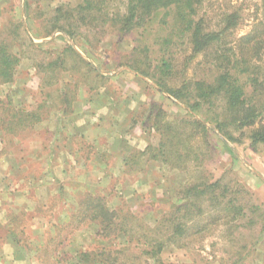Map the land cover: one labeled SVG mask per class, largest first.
<instances>
[{"label":"trees","instance_id":"16d2710c","mask_svg":"<svg viewBox=\"0 0 264 264\" xmlns=\"http://www.w3.org/2000/svg\"><path fill=\"white\" fill-rule=\"evenodd\" d=\"M206 1L77 0L52 7L49 12L41 9L40 5L33 15L26 11L28 19L37 15L42 19L40 38L63 32L77 43L92 44V47L109 35L117 36L120 41L132 36L153 38L156 43L152 46L158 45L159 49L155 51L148 44L133 47V56H130L127 66L151 79L160 93L166 92L183 102L191 117L170 119L162 106L153 103L144 113L147 114L146 120L152 122L150 128L157 133L158 143L149 144L145 150L136 152L125 161L126 168L134 167L142 158L146 162L159 161L167 170L185 172L188 176L178 191L172 211L164 214L158 223L155 235L143 233L140 229H150L148 222L138 218L127 204L112 206L109 196L103 192L78 193L77 210L68 215L66 208L69 205L62 200L60 206L58 203V209H62L56 215L58 220L63 218L59 224L53 223L54 218L48 219V215L40 214L61 233L60 246L70 242L76 232L96 229L95 236L101 245L79 251L72 264H127L120 261V255L125 252V244L133 243L144 247L141 256H145L146 264H168L161 258L167 243L186 248L219 228H224L222 238H227L230 246L235 244L236 249L233 246L228 248L229 260L235 264L248 258L256 242L264 238L261 207L241 201V192L248 194V189L236 181H226L224 177L214 179L206 166L214 150L209 140L213 129L207 124L219 133L215 136H219V141L225 146L228 144L224 139L236 147L245 144L252 150L264 145V18L258 19L247 34L237 36L235 33L243 19L241 8L233 6L228 9L220 15L221 22L212 26L210 18L203 13ZM28 2L26 0L27 6ZM260 11L264 15V0H261ZM23 23L20 21L16 27H8L13 36L10 39L0 32V107L3 113L0 131L9 136L8 144L21 129L49 119L51 114L48 116L46 113L49 109H56L62 116L73 114L76 89L81 84L94 93L109 79L72 45L66 44L55 59L46 64L36 63L39 72L45 75L38 91L42 101L33 110L16 109L13 90L5 94L1 88L15 82L24 56L23 41L25 46L38 49L51 44L34 43ZM152 53H155V59L150 56ZM48 55L52 57L53 52ZM82 67L86 69L83 72ZM63 70L73 76L80 73V83L59 81L61 77L58 75ZM50 86H57V89L47 92ZM194 114L202 115L205 122L196 119ZM82 151L88 153L84 147L77 153L81 152L87 163L90 155L82 154ZM256 217L263 222L259 236L252 242L254 232L246 229L256 224ZM19 218L12 216V223L18 221V224L5 226L3 232L6 236L0 235V247L11 242L17 250L27 252L31 245L24 241L26 227L21 226ZM240 222H243L241 227L245 232L240 231ZM159 234L163 236L158 238ZM121 237L126 241L124 245H117ZM107 241L114 243L107 246ZM114 246H119V249H114ZM65 256L71 258L69 254Z\"/></svg>","mask_w":264,"mask_h":264},{"label":"rangeland","instance_id":"374dc122","mask_svg":"<svg viewBox=\"0 0 264 264\" xmlns=\"http://www.w3.org/2000/svg\"><path fill=\"white\" fill-rule=\"evenodd\" d=\"M76 1L29 0L27 6L26 0H0V32L4 33L3 37L8 39L13 37L8 27H16L22 21L27 24V29L24 23L23 27L34 43H51L50 46L44 45V48L38 49L25 46V41L22 39L24 56L17 69L15 82L11 86L1 88L5 94L13 90V105L16 109L33 110L38 102L42 101V95H38V91L44 83L45 75L39 72L36 63L46 64L52 58L55 59L58 52L63 50L66 44L71 45V42L91 63L108 73H102L103 75L109 77L105 86L94 93H90L89 88L84 84L78 86L74 113L69 116H62L57 114L56 109L52 111L49 109L46 112L48 116L51 114L49 119L39 125L31 123L30 127L21 129L9 144L7 140L9 136L0 131V235L6 236L3 231L5 226L8 227L13 222L12 216L13 218L20 216L21 219L18 220L21 226L26 227L24 241L30 242L31 245L27 252L17 250L18 248L11 242L1 246L0 264H72L79 251L101 245L95 236L96 229L90 228L81 233L76 232L70 242L60 246L61 233L39 217L40 214H46L48 219H55L53 223H61L63 218L61 220L56 218L58 210L62 209V207L58 209V203L60 206L62 200L67 201L69 208H66V215L75 213L78 193L90 190L87 185L101 182L104 177L105 185L108 184L104 194L109 196L111 205L118 207L127 204L138 218L144 219L150 225L149 230L139 229L143 233L149 232L153 235L158 231L156 228L162 216L172 211L173 203L179 195L178 191L187 181L188 176L185 172L167 170L159 161L146 162L142 158L134 167H125L128 157L145 150L149 144L158 143L157 133L150 128L152 122L146 120L147 114L144 113L153 103L162 106L170 119L184 116L191 118L183 102H179L166 92L160 93L151 79L127 66L130 63V56H133L131 53L133 47L148 44L156 51L159 49L158 45L152 46V43H156L155 40L150 37L139 39L132 36L120 41L117 36L109 35L96 47H92V44L77 43L63 32H56L48 38H40L38 35L43 23L42 19H39L38 15L30 16L28 19L26 14V11H30L33 15L38 5L49 12L52 7ZM260 4L261 0H207L203 13L205 12L210 18L212 26H216L221 22V14L229 11L228 9L233 6L240 7L243 19L235 34L242 36L252 29L258 19L264 18L263 11L259 12ZM89 36L92 39L94 37L92 34ZM50 51L53 52L52 57L48 55ZM150 56L154 59L156 57L155 53ZM262 63L264 66V58ZM85 70V67H82L81 72ZM58 76L61 77L59 81L80 83L78 78V76L81 78L80 73L73 76L63 70ZM59 86L62 88L61 85ZM47 89V92H54L57 86H50ZM90 111H93L91 119L99 122L98 127L94 125L92 132L87 135L77 133L73 136H68L67 132L62 133L59 128V117L75 115L74 124L78 126L81 120L80 117L78 120L79 112ZM2 115V107H0V120ZM194 117L205 122L200 114H194ZM207 125L213 129L209 140L214 150H212V159L206 163L212 176L214 179L224 177L226 181H236L245 186L248 194L241 192V201L244 203L249 201L250 204L261 207L264 214V145L252 150L245 144L236 147V144L224 139L228 144L225 146L219 141V136H215L219 133L210 124ZM1 127L0 122V129ZM120 136L122 138H119ZM107 138H111V141ZM2 140L7 141L2 142ZM107 140L106 146L99 147L98 151L108 149L106 156L102 154L108 163V168L105 171L95 170L94 164L90 163L94 153H97L94 143L98 141L105 143ZM111 142L116 146L112 145V148H117L120 153L110 152ZM73 146L76 147V151L82 147L86 149L88 153L82 152V154L90 155L89 163H86L84 158L81 159V154L78 153L77 159L70 158L73 155L72 151L75 150ZM56 148L60 151L57 152ZM42 183L47 184L41 186L40 190L38 184ZM39 191L41 199H39ZM259 218L256 217L254 226H248L246 229L254 232L252 242L259 236L261 230L263 221ZM17 224L18 221L12 223L14 226ZM242 225L243 222H240V231L245 232ZM36 228L42 229L41 232L35 234ZM145 229H148V226ZM223 229L206 233L198 238L196 243L189 244L186 248L167 243L161 258L168 264H231L228 248L231 249L233 246V249H236V247L235 244L230 246L227 238H222L225 234ZM162 236L163 234H159L158 238ZM164 239L167 240V237ZM125 241L126 239L121 237L116 244L124 245ZM107 243V246H111L114 242L107 241ZM256 243L252 254L243 262L238 260L239 263L235 264H264V238ZM125 245V252L120 255V261L127 264H146L145 256H141L144 247L136 243ZM114 249H119V246H114ZM65 254H69L71 258L67 259L68 256ZM23 258L27 261H20L24 260ZM150 261L152 262V259Z\"/></svg>","mask_w":264,"mask_h":264},{"label":"crops","instance_id":"0c3cea01","mask_svg":"<svg viewBox=\"0 0 264 264\" xmlns=\"http://www.w3.org/2000/svg\"><path fill=\"white\" fill-rule=\"evenodd\" d=\"M87 108V107H86ZM92 112L93 111H90V112H86V113H80L79 112V114H78V120H79V117L81 118V120H80V122L78 123V126L77 125H75L74 123H76V121H75V115H72V117H59L58 118V121H60V129H61V131H62V133L64 132H67L68 133V136L69 135H75V134H77V133H80V134H89L90 132H92L93 130H94V128H95V126L94 125H96L97 127L99 126V122L97 123L96 121H94L93 120V118L91 119V116H93L92 115ZM70 128H69V127ZM78 131V132H77ZM111 137V136H110ZM112 138V137H111ZM110 138V139H111ZM119 138H122L121 136L119 137ZM108 139V138H107ZM110 139H108V140H110ZM108 140H107V142H99L98 141V143L97 142H95L94 144H96V147H97V153H96V155H94L93 157H92V160H91V164H94V168H95V170H102V171H105L107 168H108V163L106 162V160H105V158L102 156V154L103 153H106V152H109L108 151V149H106V148H104V149H102V151H98V148L99 147H101V146H106V143H108ZM111 141V140H110ZM110 141H109V143H110ZM116 143H117V141H116ZM115 143V144H116ZM112 145L113 146H115L112 142H111V146H110V152H119L120 153V150H118L117 148H112ZM73 147H75V146H73ZM116 147V146H115ZM75 150L74 151H72L73 152V155H72V157H70V158H73V157H77V151H76V147L74 148ZM57 152L58 151H60V149L59 148H56L55 149ZM83 152V151H82ZM51 154L53 153V151H51L50 152ZM99 153H101V154H99ZM118 153V154H119ZM79 155L81 154V152L80 153H78ZM67 156H69V153H67ZM77 159V158H76ZM81 159H82V157H81ZM69 161V160H68ZM89 163V162H88ZM114 176V175H113ZM42 181V180H41ZM106 181V178L104 177L103 179H102V181L101 182H94L92 185H87L88 186V189H90V190H88V191H91V192H103V193H105V190L107 189V187H108V184L107 185H105V182ZM34 184H35V182H34ZM45 184H47V183H42V184H38V187H40V190H41V186L43 187ZM111 187V186H110ZM40 192V191H39ZM38 192V193H39ZM39 199H41V192H40V195H39ZM39 218H41V217H39ZM42 219V218H41ZM37 229V231L35 230V234H38V231L39 232H41V230L42 229H40V230H38L39 228H36ZM24 260H20V261H27V259L26 258H23Z\"/></svg>","mask_w":264,"mask_h":264},{"label":"water","instance_id":"95a60500","mask_svg":"<svg viewBox=\"0 0 264 264\" xmlns=\"http://www.w3.org/2000/svg\"><path fill=\"white\" fill-rule=\"evenodd\" d=\"M25 28L27 29L28 27H27V24L25 23ZM28 32H29V30H28ZM71 45L73 46V48L86 60V61H88L89 63H91L83 54H82V52L81 51H79L77 48H76V46H75V44L73 43V42H71ZM98 71H100L101 73H103V74H108L107 72H104V71H102L101 69H99L94 63H91Z\"/></svg>","mask_w":264,"mask_h":264}]
</instances>
